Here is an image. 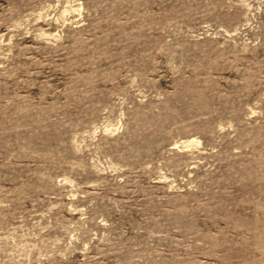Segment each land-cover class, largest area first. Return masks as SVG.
<instances>
[{"label":"rangeland","instance_id":"rangeland-1","mask_svg":"<svg viewBox=\"0 0 264 264\" xmlns=\"http://www.w3.org/2000/svg\"><path fill=\"white\" fill-rule=\"evenodd\" d=\"M0 264H264V0H0Z\"/></svg>","mask_w":264,"mask_h":264}]
</instances>
